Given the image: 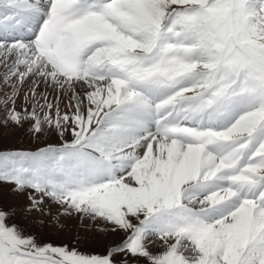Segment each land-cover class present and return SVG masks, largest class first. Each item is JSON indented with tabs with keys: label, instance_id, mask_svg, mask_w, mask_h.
<instances>
[{
	"label": "snow or ice",
	"instance_id": "obj_1",
	"mask_svg": "<svg viewBox=\"0 0 264 264\" xmlns=\"http://www.w3.org/2000/svg\"><path fill=\"white\" fill-rule=\"evenodd\" d=\"M0 264H264V0H0Z\"/></svg>",
	"mask_w": 264,
	"mask_h": 264
},
{
	"label": "rangeland",
	"instance_id": "obj_2",
	"mask_svg": "<svg viewBox=\"0 0 264 264\" xmlns=\"http://www.w3.org/2000/svg\"><path fill=\"white\" fill-rule=\"evenodd\" d=\"M19 139V134H15L11 137L10 143L15 144ZM25 146H27V141H25ZM66 225V230L62 231L59 237L48 236L47 239H52L55 243H73L74 237L78 234V231L82 233V230L79 229V222L71 218L65 219L62 221ZM54 230H49V232ZM103 241L101 240V243ZM93 250H102V248H93Z\"/></svg>",
	"mask_w": 264,
	"mask_h": 264
}]
</instances>
